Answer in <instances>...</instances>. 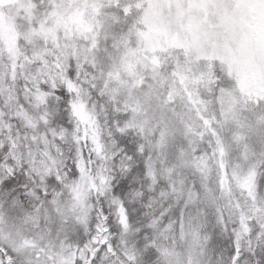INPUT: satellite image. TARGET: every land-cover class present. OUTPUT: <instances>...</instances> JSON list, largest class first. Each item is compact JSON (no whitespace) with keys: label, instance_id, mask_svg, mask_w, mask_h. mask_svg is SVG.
<instances>
[{"label":"snow or ice","instance_id":"snow-or-ice-1","mask_svg":"<svg viewBox=\"0 0 264 264\" xmlns=\"http://www.w3.org/2000/svg\"><path fill=\"white\" fill-rule=\"evenodd\" d=\"M0 264H264V0H0Z\"/></svg>","mask_w":264,"mask_h":264}]
</instances>
